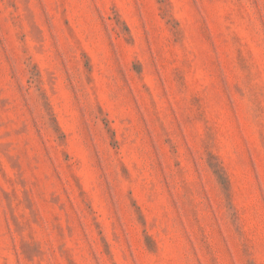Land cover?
<instances>
[{"label":"rangeland","instance_id":"374dc122","mask_svg":"<svg viewBox=\"0 0 264 264\" xmlns=\"http://www.w3.org/2000/svg\"><path fill=\"white\" fill-rule=\"evenodd\" d=\"M0 264H264V0H0Z\"/></svg>","mask_w":264,"mask_h":264}]
</instances>
